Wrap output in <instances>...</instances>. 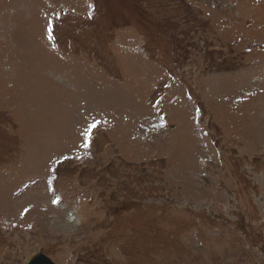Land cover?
<instances>
[{
  "label": "rangeland",
  "instance_id": "374dc122",
  "mask_svg": "<svg viewBox=\"0 0 264 264\" xmlns=\"http://www.w3.org/2000/svg\"><path fill=\"white\" fill-rule=\"evenodd\" d=\"M37 254L264 264V0H0V264Z\"/></svg>",
  "mask_w": 264,
  "mask_h": 264
},
{
  "label": "water",
  "instance_id": "95a60500",
  "mask_svg": "<svg viewBox=\"0 0 264 264\" xmlns=\"http://www.w3.org/2000/svg\"><path fill=\"white\" fill-rule=\"evenodd\" d=\"M28 264H53L49 259L42 255H38L32 259Z\"/></svg>",
  "mask_w": 264,
  "mask_h": 264
},
{
  "label": "snow or ice",
  "instance_id": "6c2138e0",
  "mask_svg": "<svg viewBox=\"0 0 264 264\" xmlns=\"http://www.w3.org/2000/svg\"><path fill=\"white\" fill-rule=\"evenodd\" d=\"M89 131H90V129H89ZM87 134V133H86Z\"/></svg>",
  "mask_w": 264,
  "mask_h": 264
}]
</instances>
